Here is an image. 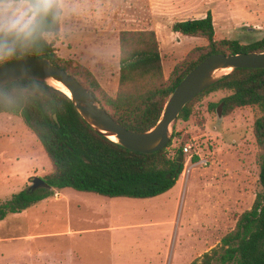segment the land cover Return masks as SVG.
Wrapping results in <instances>:
<instances>
[{
    "label": "rangeland",
    "instance_id": "obj_1",
    "mask_svg": "<svg viewBox=\"0 0 264 264\" xmlns=\"http://www.w3.org/2000/svg\"><path fill=\"white\" fill-rule=\"evenodd\" d=\"M57 1L62 7L59 32L47 38L53 41L58 56L82 65H85L82 61L92 63L98 55L78 46L86 39L83 26L91 29L102 25L110 43L121 30H153L165 76L191 48L205 44L204 39L173 33L171 26L175 21L202 16L209 10L215 38L248 44L264 35V0ZM69 12L78 15L72 27L68 25ZM32 17L25 0L0 2V29H23ZM113 49L100 54L104 62L99 68L103 69L94 74L111 95L118 84L119 39ZM228 93V90L209 92L195 100L187 120L171 123L174 145L197 143L201 151L209 152L212 162L206 166L190 164L189 170L186 166V176L174 184L170 200L144 202L139 198L117 197L119 201L100 204L76 193L80 191L64 188L66 211L64 201L53 202V196H47L44 203L38 201L25 209L24 221L12 225L0 221V237L9 234L16 240L21 239L16 234L21 231L37 234L30 240H0V264H21L20 254L15 252L6 260L5 252L11 247L45 249L38 264H189L215 246L233 228L237 216L251 206L258 189L259 149L252 132L258 110L249 105L219 116L208 108L210 102ZM51 169L42 145L22 118L1 112L0 201L27 188L34 176L44 177ZM178 191L179 208L174 219L181 214L183 226L161 225L158 221L172 217ZM181 205L186 210L183 215ZM101 223L137 225L98 231Z\"/></svg>",
    "mask_w": 264,
    "mask_h": 264
},
{
    "label": "trees",
    "instance_id": "obj_2",
    "mask_svg": "<svg viewBox=\"0 0 264 264\" xmlns=\"http://www.w3.org/2000/svg\"><path fill=\"white\" fill-rule=\"evenodd\" d=\"M4 1L10 0H0ZM25 1L33 17L23 29H0V64L25 55L44 56L90 90L113 119L137 131L148 130L157 122L179 80L207 55L264 51V35L248 44L215 38L208 10L204 17L172 24L173 32L204 39L205 44L191 48L165 76L154 31L121 30L118 84L111 95L87 66L58 56L53 41L48 40L47 35L59 32L58 1ZM216 90L229 91L208 104L219 116L249 105L258 110L252 126L259 149L258 189L233 228L189 264H264V68H233L188 101L175 120H187L195 100ZM1 112L22 118L42 145L52 169L42 177L45 186L27 187L0 201V219L67 187L107 197H152L172 188L184 172L183 145H174L173 131L159 150L126 149L94 130L67 94L46 82L19 79L1 86Z\"/></svg>",
    "mask_w": 264,
    "mask_h": 264
},
{
    "label": "water",
    "instance_id": "obj_3",
    "mask_svg": "<svg viewBox=\"0 0 264 264\" xmlns=\"http://www.w3.org/2000/svg\"><path fill=\"white\" fill-rule=\"evenodd\" d=\"M233 68H264V51L238 53L216 52L207 55L191 68L177 83L157 120L148 130L137 131L124 127L113 119L100 102L75 77L44 56L25 55L0 64V87L19 79H34L49 83H61L68 91L67 96L81 117L97 132L110 139L116 137L122 147L141 153H149L166 146L171 136L170 125L184 105L223 74ZM218 75L217 73L223 72ZM55 117V116H54ZM45 186L42 177L34 176L28 190Z\"/></svg>",
    "mask_w": 264,
    "mask_h": 264
},
{
    "label": "crops",
    "instance_id": "obj_4",
    "mask_svg": "<svg viewBox=\"0 0 264 264\" xmlns=\"http://www.w3.org/2000/svg\"><path fill=\"white\" fill-rule=\"evenodd\" d=\"M61 9H62V7H61ZM61 16H62V10H61L60 19H61ZM77 16H78L77 13H75V12H71L70 13L69 12V17H68V21H69L68 25H69V27H72V26L76 25L75 21L78 18ZM204 16L205 15L195 16V17H190V18H200V17H204ZM184 19H188V18H184ZM184 19H181V20H184ZM83 28L85 30V32L83 34L87 33L86 37H85L86 39L82 43L79 42L78 46H82V48L86 49V51H89L91 53H95V54H98V55L96 56L95 60L92 61V63H89L88 61H82V63L85 64L95 75H97L98 71H102V69H103V68L100 69L102 67L101 65H103V62H104V60L102 62V58L100 57V54H105V53L109 52L110 50H114L113 48H114V45H115V41H116V39H118V37H115L114 41H112V43H110V41L108 40V35H107V32H106V29H104V27L102 25L98 26L97 28L91 27V29L88 28V26H83ZM173 33H176V32H173ZM176 34H178V33H176ZM99 66H100V68H99ZM116 87H115V89L113 91H116ZM63 189L55 190L52 199H53V202L54 201L55 202L64 201V204H65L64 205V209L66 211V208L68 207V205H67V202H66V196L64 194ZM171 189L172 188L168 189L167 191H165V192H163L161 194H158V195H155V196H152V197L139 198V199H142V201H144V202H150V201H153V200L158 199V198H162L163 200H170V198H171V194H170L171 193ZM76 193L84 194V195H86L88 198H90L92 200H98V202H101L100 204H102V201H109V202L119 201V199H116L117 197H109L110 199L107 198V200H105L104 197H107V196H103V195H100V194H97V193H93V192L80 191V192H76ZM172 197H174V196H172ZM129 198H135V197H129ZM178 199H179V191H178V195L176 196L175 211H174L172 217L170 219H168V220L158 221V223H161V225L169 224L170 228H172L174 225H176V227H180V226L182 227L183 226L184 217L181 216V214H180V216L177 219H174V214L176 213V210L179 208ZM43 201H44V199L40 200L39 203H41V202L44 203ZM188 204H189V202L188 203L186 202L187 209H188V206H189ZM25 209H23V210H21L19 212L7 214L3 219H0V221H5L6 225H8V224L12 225L13 223H18V222H20V220L24 221L22 219V213L25 211ZM182 211H183L182 215L185 214L186 210H185L184 206H182ZM106 215H107V213H106ZM155 223H157V222H155ZM133 225H137V224L136 223L126 224L125 223V224H121L120 225V224L115 223L113 225H109V224L101 223L100 227H98L96 229H100L98 231H104V230L111 231V230L118 229V227H120V226L132 227ZM68 231L69 230H67L66 232H68ZM16 234H19L18 237H21V239H16L15 240V239H12L14 236H10L9 237V236H7L9 234H6V237H0V240H4L5 242L20 241V240H30V239H33L35 237V235H37V234H25L22 231L19 232V233H16ZM10 235H12V234H10ZM14 252L20 254L19 256H20V258L22 260V261H20L21 264H38L40 262L42 254L45 252V249L40 248V247L32 248V247H28V246H23L21 248H19V247L18 248L17 247L16 248L11 247V249H7L6 252H5L7 261H9L12 258ZM14 262H18V261H14Z\"/></svg>",
    "mask_w": 264,
    "mask_h": 264
},
{
    "label": "built area",
    "instance_id": "obj_5",
    "mask_svg": "<svg viewBox=\"0 0 264 264\" xmlns=\"http://www.w3.org/2000/svg\"><path fill=\"white\" fill-rule=\"evenodd\" d=\"M183 153L184 164L182 172L186 169V166L187 170H189L188 165L190 164H200L201 166H206L212 162L209 152L207 153V151H201L200 146L197 143L185 144L183 146Z\"/></svg>",
    "mask_w": 264,
    "mask_h": 264
},
{
    "label": "bare ground",
    "instance_id": "obj_6",
    "mask_svg": "<svg viewBox=\"0 0 264 264\" xmlns=\"http://www.w3.org/2000/svg\"><path fill=\"white\" fill-rule=\"evenodd\" d=\"M227 70L228 69H225L224 71H227ZM48 82L51 83V84H53L54 86H57L58 88L62 89L64 92H66L67 94H69V91L61 83L56 82V81H53V80H48ZM110 139L116 140V137L114 135H111L110 136ZM186 173H187V170H185L182 173L181 177L184 176V175L186 176Z\"/></svg>",
    "mask_w": 264,
    "mask_h": 264
}]
</instances>
